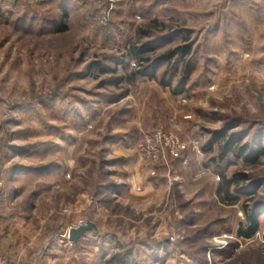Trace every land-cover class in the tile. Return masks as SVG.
Listing matches in <instances>:
<instances>
[{
	"label": "rangeland",
	"instance_id": "1",
	"mask_svg": "<svg viewBox=\"0 0 264 264\" xmlns=\"http://www.w3.org/2000/svg\"><path fill=\"white\" fill-rule=\"evenodd\" d=\"M66 6L62 31L44 19L62 20L61 0H0V204L29 216L35 262L264 264V0ZM123 123L184 151L110 148ZM245 205L259 209L249 238Z\"/></svg>",
	"mask_w": 264,
	"mask_h": 264
},
{
	"label": "crops",
	"instance_id": "2",
	"mask_svg": "<svg viewBox=\"0 0 264 264\" xmlns=\"http://www.w3.org/2000/svg\"><path fill=\"white\" fill-rule=\"evenodd\" d=\"M73 0H68L63 7L61 8L62 11L67 12V4H72ZM39 4V3H38ZM27 12H24L25 15H29V7L27 6ZM51 18V17H50ZM48 18L45 17L44 19H47L48 22L52 24L53 18ZM59 30V28H58ZM129 95V94H128ZM127 93L121 98L123 99L124 97L127 98L129 97ZM114 99L110 100L112 104H117L115 101L113 102ZM119 103V102H118ZM130 107H125L122 109L120 112L124 117L126 113H130L129 111ZM126 123L121 124V129L118 130V132H121V134L117 135V139L115 140V146L112 145L110 148H121V149H126L128 146H131V144L134 146L135 143L134 140L136 141L140 138H138V133L136 132L137 128H135L133 125H125ZM135 147V146H134ZM5 167L2 162V174H1V183L4 180L5 176ZM0 183V184H1ZM133 183V180L131 181ZM124 184V183H123ZM128 184L125 183L123 186V190L121 191L124 193L126 189H128ZM132 185V184H131ZM130 186V185H129ZM132 188V187H131ZM0 192H2V195H8L9 188L7 189H0ZM5 194V195H4ZM5 198H3L2 203L0 204V252L5 255L10 262L13 264H37L35 262L36 259H43L42 255H39L37 251H35V242L37 239V236H34L32 239L27 235L28 232V226L25 221L29 220V216H25L23 212L20 211H15V212H7V204L4 202ZM44 222V221H43ZM40 235V234H38ZM42 244V243H41ZM53 247V239L50 241V249ZM38 254V255H37ZM41 254V253H40ZM47 255L44 253V256Z\"/></svg>",
	"mask_w": 264,
	"mask_h": 264
},
{
	"label": "built area",
	"instance_id": "3",
	"mask_svg": "<svg viewBox=\"0 0 264 264\" xmlns=\"http://www.w3.org/2000/svg\"><path fill=\"white\" fill-rule=\"evenodd\" d=\"M184 148L181 137L174 132L159 131L152 135H145L136 141V149L144 157L156 162L179 157ZM0 264H11V262L0 254Z\"/></svg>",
	"mask_w": 264,
	"mask_h": 264
},
{
	"label": "trees",
	"instance_id": "4",
	"mask_svg": "<svg viewBox=\"0 0 264 264\" xmlns=\"http://www.w3.org/2000/svg\"><path fill=\"white\" fill-rule=\"evenodd\" d=\"M61 2L64 5L66 2H68V0H61ZM63 5H62V8L64 9ZM65 17H67L66 16V12L63 11L62 20L59 21V22L53 21L52 23L58 24L59 29L63 31V30L66 29V26H64V24H63L64 23L63 20H64ZM187 48L188 47H186L183 50V53L187 51ZM137 53L138 52H136L135 54H137ZM175 54H176V51L173 50V51H171V52H169L167 54H164L161 58H163V59L166 60L168 58H171V56H174ZM136 74H137V72L132 71L130 73V79L131 78H134L136 76ZM241 150L242 149L239 148V151H241ZM229 151H230V146L227 145V147L224 148V152H223V156L222 157L226 156V153L229 152ZM243 154L244 153L242 152L241 155H240V157H242ZM246 159L248 160L249 158L246 157ZM228 183L231 185V182L230 181ZM229 190L230 189H227L226 192H225V194L230 199L231 198V193H230ZM219 193L221 194V191H219ZM258 204H263V203H258ZM248 208H249L248 206H246V205L244 206V213L246 214L247 224H243V223L240 224L239 225V228H238V231H237V234L239 236L246 237V238H249V237L253 236L256 233V231L258 230V228H259V219H258L259 209H258V206L255 209H253V211H248ZM117 258H118V255H115L113 257L112 261L116 260ZM119 261L123 262V264H125L126 262H128L127 257L126 256H122L121 257V255H120Z\"/></svg>",
	"mask_w": 264,
	"mask_h": 264
},
{
	"label": "water",
	"instance_id": "5",
	"mask_svg": "<svg viewBox=\"0 0 264 264\" xmlns=\"http://www.w3.org/2000/svg\"><path fill=\"white\" fill-rule=\"evenodd\" d=\"M1 174H2V163L0 160V182L2 180ZM93 229L97 230L98 226L94 222H91V221L79 227H73L69 230V240L72 242H78L80 241L82 237L86 235L87 232Z\"/></svg>",
	"mask_w": 264,
	"mask_h": 264
}]
</instances>
